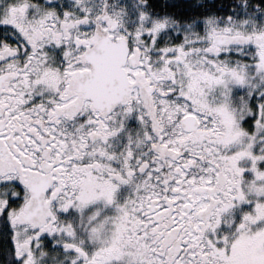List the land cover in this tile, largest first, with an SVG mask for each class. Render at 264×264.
Here are the masks:
<instances>
[{"label":"snow or ice","instance_id":"1","mask_svg":"<svg viewBox=\"0 0 264 264\" xmlns=\"http://www.w3.org/2000/svg\"><path fill=\"white\" fill-rule=\"evenodd\" d=\"M0 264H264V0H0Z\"/></svg>","mask_w":264,"mask_h":264}]
</instances>
